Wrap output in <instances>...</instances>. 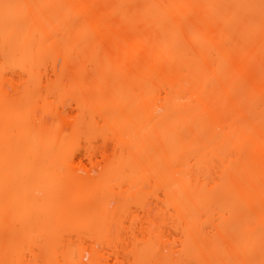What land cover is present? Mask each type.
Masks as SVG:
<instances>
[{
	"label": "bare ground",
	"instance_id": "obj_1",
	"mask_svg": "<svg viewBox=\"0 0 264 264\" xmlns=\"http://www.w3.org/2000/svg\"><path fill=\"white\" fill-rule=\"evenodd\" d=\"M0 264H264V0H0Z\"/></svg>",
	"mask_w": 264,
	"mask_h": 264
},
{
	"label": "rangeland",
	"instance_id": "obj_2",
	"mask_svg": "<svg viewBox=\"0 0 264 264\" xmlns=\"http://www.w3.org/2000/svg\"><path fill=\"white\" fill-rule=\"evenodd\" d=\"M139 184V183H138ZM140 185V184H139ZM134 188V187H133ZM16 191L21 192V193H26L30 198L32 197H42L44 194V190H38V188L36 186L30 185L28 187H16L15 188ZM76 255V253H75ZM85 260V258H84Z\"/></svg>",
	"mask_w": 264,
	"mask_h": 264
}]
</instances>
